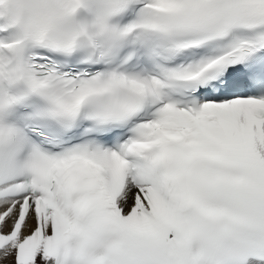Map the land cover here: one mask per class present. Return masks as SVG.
I'll return each instance as SVG.
<instances>
[{
  "label": "snow or ice",
  "instance_id": "6c2138e0",
  "mask_svg": "<svg viewBox=\"0 0 264 264\" xmlns=\"http://www.w3.org/2000/svg\"><path fill=\"white\" fill-rule=\"evenodd\" d=\"M0 264H264V0H0Z\"/></svg>",
  "mask_w": 264,
  "mask_h": 264
}]
</instances>
